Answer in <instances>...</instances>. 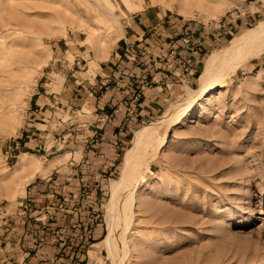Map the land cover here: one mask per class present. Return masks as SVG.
I'll return each instance as SVG.
<instances>
[{
    "label": "rangeland",
    "instance_id": "obj_1",
    "mask_svg": "<svg viewBox=\"0 0 264 264\" xmlns=\"http://www.w3.org/2000/svg\"><path fill=\"white\" fill-rule=\"evenodd\" d=\"M263 2L199 0L194 8L204 12L189 13L180 0H0V115L23 107L20 123L0 128V204L11 206L0 224L37 221L20 232L27 257L34 254L28 263L110 264L104 214L112 182L138 131L186 101L156 125L145 151L122 264H264V43L199 94L211 56L218 64L259 28ZM88 35L99 48L107 38L123 48L104 76L97 69L105 57ZM50 55L45 71L59 59L53 81L33 72ZM39 81H52L44 88L55 95L33 112ZM187 85L195 89L189 98ZM29 122L36 143L16 147ZM27 151L68 154L12 198L11 172ZM28 183L39 208L25 195Z\"/></svg>",
    "mask_w": 264,
    "mask_h": 264
},
{
    "label": "bare ground",
    "instance_id": "obj_2",
    "mask_svg": "<svg viewBox=\"0 0 264 264\" xmlns=\"http://www.w3.org/2000/svg\"><path fill=\"white\" fill-rule=\"evenodd\" d=\"M198 2L199 0H180L179 9L181 12L186 11L189 13H196V11L204 12L203 9L195 10L194 6H197ZM218 14H220L219 10L213 13V15L216 16ZM63 33H65V31ZM248 33V38H244L240 43L236 44L235 51L224 54L218 64L215 61L217 53H214L211 56L205 76L199 87L200 95L205 94L206 90L215 85L222 77H225L227 72L234 70L236 64L247 55L249 50L258 48L264 43V20L259 23V28L251 30ZM48 59L49 56L45 60L38 62L35 65L33 72L40 75L42 73L43 66L46 64ZM193 93H195V89L187 85V97H191ZM13 100L16 103L22 101L20 96H15ZM186 107V101L179 102L174 107L171 114L167 117L159 118L152 124L150 123L149 125L143 126L132 140L124 159L122 173L119 178L113 180L111 185V196L105 204L106 210L104 220L106 224V233L104 240L107 245L110 264H122V258L129 251L125 233L133 215L132 201L136 198L133 195V191L137 186L143 166L148 160H150V156H148L145 151L150 144L154 143L157 133L156 125L171 117L173 113L175 114V112H179V110H183ZM22 109L23 107L20 105L15 107L14 110L0 115V128L4 131H9L15 124L20 123ZM22 154L23 155H21L17 165L11 172L10 180L12 184L8 189L7 194H9L12 198L16 196L18 188L22 183L30 182L38 174L45 175L51 172L52 169L66 157V155H60L50 159H45L41 155L35 153L23 152ZM120 190H124L125 193L117 206L114 203V197Z\"/></svg>",
    "mask_w": 264,
    "mask_h": 264
},
{
    "label": "crops",
    "instance_id": "obj_3",
    "mask_svg": "<svg viewBox=\"0 0 264 264\" xmlns=\"http://www.w3.org/2000/svg\"><path fill=\"white\" fill-rule=\"evenodd\" d=\"M260 6L262 8V6H264V2ZM137 15H138V13L133 14L132 18H128V21L131 22L133 20L135 22V20L137 19L136 18ZM146 15H149V14L147 12H145L143 14V17H146ZM141 21H140V23H141ZM144 21H145V19H144ZM153 22L154 21L150 20L149 24H151ZM131 23L133 24V22H131ZM136 24L131 25L133 31L134 30L138 31L139 27H141L140 25H138V24L136 25ZM149 24L146 25L143 23V25H145V26H142L143 28H142L141 32H144L145 31L144 27L147 28ZM134 34H136V32H134ZM97 38H98V36H97ZM107 39L109 41L108 42L109 45L107 44L108 46L106 48H103L104 46L99 48L98 42L96 41V44H95V42H93V40L90 39L89 35L87 36V40L91 41L92 44L94 45V47L97 51V55H100V53H101V56L105 57V59L99 60V63H98L99 68L97 69L99 75H103V76L106 75L108 72H110L109 69L110 68L112 69V65H116V62L120 59L121 53L124 52L122 46L120 44H118V41L115 42L114 45H112L113 40L111 38H107ZM121 41H123V40H121ZM198 49H199L198 51H200L202 49V46H199ZM52 53H53V50H52ZM51 56L52 55H50V57H49V59L45 65L48 64L49 60L51 59ZM74 61H75V58H74ZM58 63H59V59L55 60V62H53L51 65V67H52L51 70L47 69V71H45L43 68L42 70H44V73L42 71V74H40V76L42 75L41 78L43 77V75H47V77H50V79H52V81L54 80V78L56 79L54 74L56 73L55 68H56ZM73 74H75V72H73ZM52 81H48V82L39 81V83L37 82L38 83V85L36 84L37 90H35V92H34V100H33L34 109L32 110L33 112L41 111V110H43V108L47 107L48 105L46 103L48 100L46 98H49V97H52V95H55V94H53V91H54L53 89H47L48 87L51 86ZM45 84H47L48 86H46ZM44 87H47V88H44ZM60 89L63 92H65L67 90V88L66 89L62 88V86H60ZM31 123L32 122H29V126H25L21 130L20 139H17L14 142L16 147L17 146L19 147L20 144L22 147H31V145H34L33 143H36L37 136L34 135V134H36V131H35L34 126H32ZM27 152H29V151H27ZM30 153H34V152H30ZM35 154H37V153H35ZM66 154H68V152L60 153L58 155H66ZM55 157H56V155H55ZM62 162H60V163H62ZM25 183L27 184V182H25ZM27 186H29V187H26L25 195H26V197L31 198V202H30V205L32 206L31 208H36V207L39 208V206H41L40 202H37L39 200H36V199L34 200V198L30 197L32 194L31 191L35 190L36 185L32 186L31 183H28ZM24 188L25 187L22 186L21 191H24ZM20 202L22 204L24 201H20ZM7 221H9V222H6L7 225H6V223L3 225L0 224V262H1V264L2 263L32 264V262L28 263L27 260H29L31 257H33L34 254L33 255L31 254L30 257H27L28 252L23 249L24 243H23L22 238L20 237V232L23 230H26V229L36 227L38 225L37 221L34 220V218H32V217H29V218H25V217H23V218H20V217L12 218V217H9V218H7Z\"/></svg>",
    "mask_w": 264,
    "mask_h": 264
},
{
    "label": "built area",
    "instance_id": "obj_4",
    "mask_svg": "<svg viewBox=\"0 0 264 264\" xmlns=\"http://www.w3.org/2000/svg\"><path fill=\"white\" fill-rule=\"evenodd\" d=\"M10 207H11L10 204L9 205H1L0 204V217L1 218H4L9 214Z\"/></svg>",
    "mask_w": 264,
    "mask_h": 264
}]
</instances>
